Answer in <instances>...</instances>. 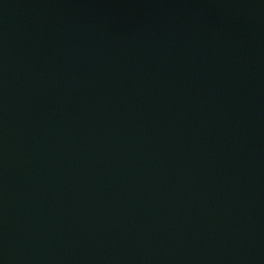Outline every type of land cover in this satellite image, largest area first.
<instances>
[{
	"label": "water",
	"instance_id": "water-1",
	"mask_svg": "<svg viewBox=\"0 0 264 264\" xmlns=\"http://www.w3.org/2000/svg\"><path fill=\"white\" fill-rule=\"evenodd\" d=\"M0 264H264V0H0Z\"/></svg>",
	"mask_w": 264,
	"mask_h": 264
}]
</instances>
